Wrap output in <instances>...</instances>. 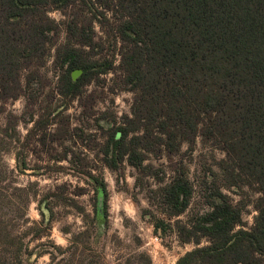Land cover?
<instances>
[{
  "label": "rangeland",
  "instance_id": "1",
  "mask_svg": "<svg viewBox=\"0 0 264 264\" xmlns=\"http://www.w3.org/2000/svg\"><path fill=\"white\" fill-rule=\"evenodd\" d=\"M38 7L13 31L9 25L0 45L12 53L0 71V264H176L188 251L210 245L205 236L185 242L179 227L209 211L219 193L242 209L236 231H252L264 195L240 159L248 138L255 143L261 133L264 140V117L244 121L228 115L243 108L212 114L199 108L195 132L190 121L151 120L153 104L164 103L172 84L170 68L154 74L156 93L132 88L127 57L135 44L123 33L129 11L121 1ZM64 46L97 62V73L75 98L59 92ZM222 90L234 106L233 90ZM126 117L143 123L134 133L144 135L145 161L135 168L125 159L113 169L102 151ZM179 174L193 193L185 212L174 216L162 188ZM94 177L104 179L106 201ZM159 220L165 230L156 228ZM256 256L264 264V255Z\"/></svg>",
  "mask_w": 264,
  "mask_h": 264
},
{
  "label": "trees",
  "instance_id": "2",
  "mask_svg": "<svg viewBox=\"0 0 264 264\" xmlns=\"http://www.w3.org/2000/svg\"><path fill=\"white\" fill-rule=\"evenodd\" d=\"M68 1L0 0V20L4 21L0 24V45L8 33V26L12 25L13 31L14 25L17 27L22 19L35 13L38 6L51 3L59 6ZM120 1L129 11L122 24L123 33L135 44L127 57L131 68L128 81L132 88L156 93L152 91L157 86L154 74L170 68L167 74H170L172 84L164 91V103L156 101L153 104L151 120L190 121L195 132L197 126L193 114L199 108L210 114L227 109V106L243 108L238 114L231 111L228 115L244 121L251 115L264 117V0ZM44 31L42 28V35ZM91 39L89 36L88 42ZM10 51L11 46L0 47V71L10 63ZM58 62L63 69L59 92L71 98L77 97L97 73L94 69L97 62L90 61L84 50L76 46L61 47ZM75 70L82 72L77 79L73 75ZM223 88L233 90L234 106L228 104ZM227 122L228 118H225L223 124L227 126ZM140 124L143 123L126 117L123 125L110 132L102 151L106 165L117 169L126 159L135 168L143 166L145 153L141 146L144 135L134 133ZM165 126L164 132H169ZM169 133V145L175 146L176 136ZM246 133L250 135L254 131L247 130ZM255 136V143L248 138L250 148L240 160L258 177L264 195V140L261 133ZM94 179L106 201L104 179ZM192 193L190 181L183 174L165 185L162 195L169 214L178 216L185 212ZM219 197L221 200L213 201L211 209L190 227H179L181 233H185V242L199 243V238L205 236L210 239V245L188 251L176 264H262L256 252L264 255V198L256 227L252 231H236L243 223L242 209L222 193ZM155 226L167 228L165 220H159Z\"/></svg>",
  "mask_w": 264,
  "mask_h": 264
},
{
  "label": "water",
  "instance_id": "3",
  "mask_svg": "<svg viewBox=\"0 0 264 264\" xmlns=\"http://www.w3.org/2000/svg\"><path fill=\"white\" fill-rule=\"evenodd\" d=\"M81 72V70H77L76 72L73 73V75L76 77V75Z\"/></svg>",
  "mask_w": 264,
  "mask_h": 264
}]
</instances>
